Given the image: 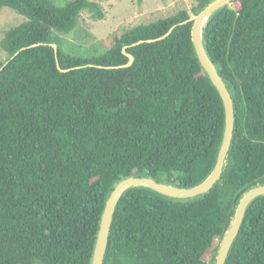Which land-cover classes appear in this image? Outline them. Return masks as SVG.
I'll return each mask as SVG.
<instances>
[{
  "label": "trees",
  "instance_id": "obj_1",
  "mask_svg": "<svg viewBox=\"0 0 264 264\" xmlns=\"http://www.w3.org/2000/svg\"><path fill=\"white\" fill-rule=\"evenodd\" d=\"M210 1L129 28L88 57L67 52L55 31H72L85 10L104 18L100 2L0 0V9L27 18L6 32L0 58L1 68L20 50L0 71V264H91L120 179L144 175L190 187L209 176L224 105L196 54L193 22H179ZM174 24L165 38L128 47L131 66L104 67L126 63L123 46ZM203 38L235 104L221 179L191 199L143 185L127 190L103 264H214L244 192L264 183V0H232L210 16ZM53 42L63 68L80 67L60 71ZM225 264H264V195L249 205Z\"/></svg>",
  "mask_w": 264,
  "mask_h": 264
},
{
  "label": "water",
  "instance_id": "obj_2",
  "mask_svg": "<svg viewBox=\"0 0 264 264\" xmlns=\"http://www.w3.org/2000/svg\"><path fill=\"white\" fill-rule=\"evenodd\" d=\"M232 0H211L205 7H203L199 12L193 13L190 17L184 21L179 22V24H184L188 22H193L192 25V41L194 44V48L198 59L211 78L212 82L218 89L220 96L223 101L224 111H225V126L223 132V138L221 141V145L219 148V152L217 155V160L215 166L209 176L199 184L190 187L180 186L178 184H170L164 183L161 181H157L156 179L144 176V175H131L120 179L115 183L113 189L111 190L99 223V229L97 233V238L95 242V246L93 249L92 261L91 264H103L107 247L109 243V236L111 231L112 222L114 219L115 211L117 205L122 197V195L132 187L135 186H147L163 195L176 198V199H191L199 197L203 194L209 192L215 183H217L222 176L223 170L227 164V157L229 150L231 148L232 140L234 137V129H235V104L232 92L227 85L226 81L223 79L222 75L219 72L218 65L213 61L211 56L209 55L207 48L204 43L203 31L206 26L207 21L210 16L216 12L218 9L224 7L229 4ZM178 24H174L165 34L157 38H149V39H141L137 42L132 43L131 45L123 46V53L128 56V61L121 65H113V66H104L107 68H120V67H129L133 64L135 57L133 54L127 51V48L130 46H134L143 42H153L156 40H160L168 36L173 29ZM40 43H34L31 46L39 45ZM50 45L55 50L57 67L62 72L70 71L76 67H68L63 68L60 64V60L58 58V44L53 42ZM26 48V47H24ZM22 48V49H24ZM21 49V50H22ZM20 51V50H19ZM17 51L13 56L10 57L0 68V71L9 63L11 59H13L18 53ZM93 65V64H88ZM264 195V183H258L247 191L244 192L241 197L235 213L232 217V220L220 242L218 247V251L216 254V260L214 264H225L229 252L235 242L241 226L244 222V218L247 212V209L251 202L259 196Z\"/></svg>",
  "mask_w": 264,
  "mask_h": 264
},
{
  "label": "rangeland",
  "instance_id": "obj_3",
  "mask_svg": "<svg viewBox=\"0 0 264 264\" xmlns=\"http://www.w3.org/2000/svg\"><path fill=\"white\" fill-rule=\"evenodd\" d=\"M57 6H65L72 0H51ZM100 2L105 16L95 19L88 10L80 15L79 24L68 33L55 31L60 35L67 52L79 56H94L104 53L115 36L139 24H147L177 13L180 9H191L196 0H93ZM193 14V13H192ZM27 18L12 8L0 9V58L6 59L3 49L6 32L24 22ZM221 242V241H220ZM218 244V247L220 245ZM218 251V248H217ZM217 251L215 254H217ZM212 255L206 254L207 260Z\"/></svg>",
  "mask_w": 264,
  "mask_h": 264
}]
</instances>
